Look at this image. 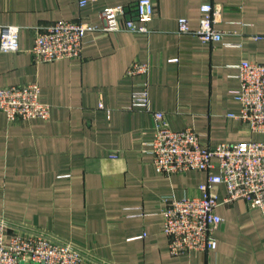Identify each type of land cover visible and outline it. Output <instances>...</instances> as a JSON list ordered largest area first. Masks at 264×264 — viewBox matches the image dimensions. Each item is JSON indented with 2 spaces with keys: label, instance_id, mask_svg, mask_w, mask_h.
Instances as JSON below:
<instances>
[{
  "label": "crops",
  "instance_id": "obj_1",
  "mask_svg": "<svg viewBox=\"0 0 264 264\" xmlns=\"http://www.w3.org/2000/svg\"><path fill=\"white\" fill-rule=\"evenodd\" d=\"M80 1L0 0V37L20 27V49L0 51V86L38 82L51 106L48 120L11 121L0 111V216L48 229L108 264H264V215L244 199L218 207L215 250L172 255L164 197L199 194L207 173L160 174L150 152L151 111L209 146L264 141L229 116L241 110L238 65L264 61V0H153L146 32L90 31L81 57L37 63L30 50L39 28L59 20L102 27L103 8L138 0ZM206 3L222 8L220 42L178 33L181 17L198 29ZM135 62L150 64L149 73L131 75ZM144 90L150 110L131 105Z\"/></svg>",
  "mask_w": 264,
  "mask_h": 264
},
{
  "label": "built area",
  "instance_id": "obj_2",
  "mask_svg": "<svg viewBox=\"0 0 264 264\" xmlns=\"http://www.w3.org/2000/svg\"><path fill=\"white\" fill-rule=\"evenodd\" d=\"M87 0H81L84 7ZM222 8L212 3L203 4L198 29L190 27L189 20H178V33L194 35L204 42H220L224 32L215 24ZM102 27L89 22L59 20L36 31L30 50L37 63L82 56L85 35L90 31L117 32L126 29L146 32L147 23L155 15L153 0H138L132 7L107 6L101 11ZM20 27L7 25L2 28L0 51L20 49ZM176 61V59H173ZM148 63L135 62L129 73L146 75ZM241 86L236 99L241 104L239 114L229 116L241 120L252 133L264 134V61L244 60L238 65ZM132 107L150 110L147 90L136 93ZM0 111L9 120H48L51 106L41 101L38 82L0 86ZM156 120L150 152L158 173L172 175L187 171H204L206 180L198 187L199 194L177 198L164 197L163 231L168 237L172 255L192 251L210 252L217 248L216 231L223 223L218 207L246 200L250 207L260 209L264 215V141L250 139L238 143H221L209 146L200 133L192 128L172 129L161 111H151ZM219 169L216 173L215 169ZM226 195L221 200L219 187ZM90 260L95 264H108L96 260L84 248L60 237L56 233L24 222L0 216V264H82Z\"/></svg>",
  "mask_w": 264,
  "mask_h": 264
}]
</instances>
